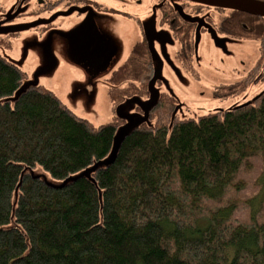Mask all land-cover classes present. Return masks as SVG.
Masks as SVG:
<instances>
[{
	"label": "trees",
	"instance_id": "16d2710c",
	"mask_svg": "<svg viewBox=\"0 0 264 264\" xmlns=\"http://www.w3.org/2000/svg\"><path fill=\"white\" fill-rule=\"evenodd\" d=\"M245 24L237 35L264 52V18ZM139 51L130 59L143 62ZM144 67L143 81L111 78L113 105L147 93ZM24 77L0 53V264H264V90L188 119H171L160 93L153 125L126 135L111 163L52 187L25 170L79 172L109 153L120 119L94 125L41 85L5 100Z\"/></svg>",
	"mask_w": 264,
	"mask_h": 264
},
{
	"label": "rangeland",
	"instance_id": "374dc122",
	"mask_svg": "<svg viewBox=\"0 0 264 264\" xmlns=\"http://www.w3.org/2000/svg\"><path fill=\"white\" fill-rule=\"evenodd\" d=\"M101 1L104 6L118 4L117 0ZM16 2L0 0V53L20 65L26 77L8 98L13 99L29 84H36L52 90L76 114L94 125L112 121L116 115L123 118L117 125L109 153L79 172L56 179L41 167L28 169L47 183L62 184L79 174L90 176L95 167L108 162L121 135L143 122L153 125L148 107L160 91L177 100L171 118L188 119L249 103L264 90V54L259 42L218 31L213 26L218 13L212 7L193 16L196 20L193 53L191 66L187 68L178 56V43L167 29L149 33L154 21L145 5L128 4L125 9L131 11L132 19H124L95 7L82 9L80 16L81 10L77 8L76 15L71 11L45 14L35 4L22 1L11 14ZM32 10L39 14L25 15ZM17 17L23 18V22L27 17L36 20L33 26L49 23L55 26L46 31H29L20 27L24 23L17 22ZM142 29L146 30L143 34L152 48L154 76L148 83L147 94L127 96L114 106L108 95L107 78L124 61L132 44L143 37ZM249 78L251 81L238 93L227 94L222 90Z\"/></svg>",
	"mask_w": 264,
	"mask_h": 264
},
{
	"label": "flooded vegetation",
	"instance_id": "af4514ba",
	"mask_svg": "<svg viewBox=\"0 0 264 264\" xmlns=\"http://www.w3.org/2000/svg\"><path fill=\"white\" fill-rule=\"evenodd\" d=\"M20 1H22L23 3L28 2L29 4H31V6H33L32 4H35L36 7L40 10H43L44 11L43 13L45 14L54 13V12L70 14L71 11L76 15L78 13L76 12L75 9L77 8V10L79 11L81 10L79 12V16H80L82 15L81 13L82 9H85L86 7H90V8L95 7L96 10L102 13H107V12L117 13L119 14L118 16L124 19H132V15L130 14L131 11L126 10L125 6H127L128 4L131 5V3H133L134 5H140V4H142V6L145 5L147 7V11L149 12V16H152L154 21L152 29L149 30V33L156 34L157 32H159L161 28L167 29L178 43V56L185 63L187 68H189L188 66H191L190 60L193 53V31L196 23V20L193 16H196V14L200 13L204 8L212 7L217 11L218 14L213 26H215V28L218 31L232 37L244 38L237 35V33L239 32V28H243L247 30L249 26L246 25L245 22L248 23L249 25L255 24L256 18H258V16L249 15L247 13L239 12L232 9L209 6L206 4L195 2L193 0H117L118 4L116 6H112V5L104 6L102 5L103 1L101 0H25V1L17 0L15 6L12 8L13 11L11 12V14L18 10V4ZM82 1H84V3H82ZM258 1L264 2V0H258ZM43 13L35 17L37 18L36 20H39L38 18L42 17ZM28 14L37 15L39 14V12L32 10L27 12L25 15ZM239 15H242L241 18L239 17ZM250 17H255V19L251 22ZM29 18L30 17H27V21L23 22V18L17 17V19H19V21L17 22L24 23L20 27L28 28L29 31H33L35 29L46 31L48 27H51L53 25L55 26V24H51V23L47 25L38 24L36 26H33V23L36 20H28ZM10 20L12 19L10 18ZM201 29L204 30V27H202ZM141 32L143 37H139V39L132 44L131 50L129 49L124 61L114 70V72H112L110 77L107 78L109 84L111 78L112 77L114 78V76H119L126 73L125 76L127 77L136 72H138V75L137 77H135V75H132L133 79L138 78L141 81H143L144 73H145V67H144L145 63H148L147 68H149V70L151 71V76L149 78V81L154 76L152 48L147 40V37L143 34V32H146V30L142 29ZM257 38H246V39L257 40L259 42V48L261 51L262 48L261 41H263V39L260 38L257 39ZM132 50H142L144 52L143 62L138 60L136 57L130 59ZM262 53L264 54V52ZM135 62H140L142 64V67H139L140 71H138L137 68L133 67ZM129 66H132L133 69L128 70ZM258 67H259V62L256 65V68ZM250 81L251 80L249 78L244 82L229 87H225L222 90L227 94H235L238 93V91L242 90L246 86V84ZM110 89H111V84L109 90ZM233 89H235V91ZM109 90H108V95H109ZM160 93L169 94L168 92L165 91H160ZM172 99L175 107L177 100L174 96H172Z\"/></svg>",
	"mask_w": 264,
	"mask_h": 264
},
{
	"label": "water",
	"instance_id": "95a60500",
	"mask_svg": "<svg viewBox=\"0 0 264 264\" xmlns=\"http://www.w3.org/2000/svg\"><path fill=\"white\" fill-rule=\"evenodd\" d=\"M195 2H198V3H202V4H206V5H209V6H216V7H222V8H229V9H233V10H238V11H241L243 13H247V14H250V15H254V16H260V17H263L264 18V2L262 1H258V0H193ZM4 56V55H3ZM5 58H7L9 61L13 62L12 60H10L8 57L4 56ZM15 63V62H13ZM16 65H18L17 63H15ZM19 67H21L20 65H18ZM36 84H29L27 86H25L22 90H20L16 96L13 98V99H9V98H5V100H8V101H13L16 99V97L22 92L24 91L26 88L30 87V86H35ZM18 90V89H17ZM16 90V91H17ZM15 91V92H16ZM157 96L154 98L153 102L149 105L148 107V110L149 108L151 107V105L154 103V101L156 100ZM255 99V98H254ZM71 109V108H70ZM117 116V115H116ZM118 119L120 120H123V118L121 116H117ZM144 123V122H143ZM142 123L134 126L133 128H131L128 132L124 133L123 135H121L119 141H118V144L116 146V149L114 151V154L113 156L110 158V160L108 162H106L104 165H99L97 167H95L92 171H91V174L93 173V171H95L96 169L98 168H103L105 167L106 165H108L109 163L112 162V160L115 158L116 154H117V150L120 146V143L122 141V139L128 135L135 127L141 125ZM148 125V124H147ZM151 126V125H149ZM116 131V130H115ZM115 134V133H114ZM113 138H114V135H113ZM112 143H113V140H112ZM112 146V145H111ZM111 150V148H110ZM26 172L32 174L33 176L35 177H38L40 178L41 180H43L45 183H47L44 179H42L41 177H39L38 175H36V173H34L33 171H30L28 169L25 170ZM91 174L90 176H87V175H84V174H79L75 177H73L72 179L62 183V184H50V183H47L49 186H52V187H62L64 185H67L68 183L72 182L73 180H75L76 178L78 177H86V178H91ZM15 197V196H14Z\"/></svg>",
	"mask_w": 264,
	"mask_h": 264
},
{
	"label": "bare ground",
	"instance_id": "6f19581e",
	"mask_svg": "<svg viewBox=\"0 0 264 264\" xmlns=\"http://www.w3.org/2000/svg\"><path fill=\"white\" fill-rule=\"evenodd\" d=\"M24 82V79H23V81H22V83ZM241 105H245V103H242Z\"/></svg>",
	"mask_w": 264,
	"mask_h": 264
}]
</instances>
